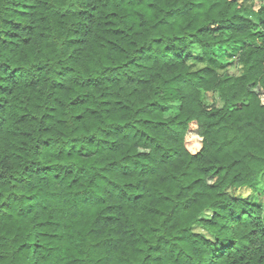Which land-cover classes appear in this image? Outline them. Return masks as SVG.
Returning <instances> with one entry per match:
<instances>
[{
	"label": "trees",
	"instance_id": "1",
	"mask_svg": "<svg viewBox=\"0 0 264 264\" xmlns=\"http://www.w3.org/2000/svg\"><path fill=\"white\" fill-rule=\"evenodd\" d=\"M0 264H264V0H0Z\"/></svg>",
	"mask_w": 264,
	"mask_h": 264
},
{
	"label": "rangeland",
	"instance_id": "2",
	"mask_svg": "<svg viewBox=\"0 0 264 264\" xmlns=\"http://www.w3.org/2000/svg\"><path fill=\"white\" fill-rule=\"evenodd\" d=\"M215 101H216L217 105H221V100L219 99L218 95L215 96ZM208 213H209V212H208ZM207 215H208V214H207ZM194 230L209 235V234H208V233H207V232H206L201 226H199V225H195V226H194Z\"/></svg>",
	"mask_w": 264,
	"mask_h": 264
}]
</instances>
